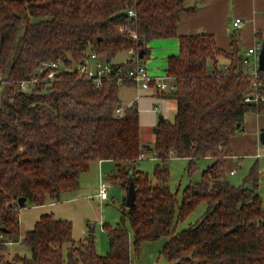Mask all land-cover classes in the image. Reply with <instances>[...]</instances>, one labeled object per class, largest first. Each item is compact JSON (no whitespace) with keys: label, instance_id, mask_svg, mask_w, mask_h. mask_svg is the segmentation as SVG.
Here are the masks:
<instances>
[{"label":"trees","instance_id":"trees-1","mask_svg":"<svg viewBox=\"0 0 264 264\" xmlns=\"http://www.w3.org/2000/svg\"><path fill=\"white\" fill-rule=\"evenodd\" d=\"M130 9L136 16L129 19ZM193 9L186 0H0V76L8 79L0 83V264H133L132 245L139 250L142 242L162 237H168L162 254L173 264H264L259 166L239 186L228 180L226 169L231 138L242 131L246 113H264V102H244L251 79L240 34L230 33V47L223 49L213 34L179 33L182 13ZM173 37L180 52L168 57L165 73L175 89L163 95L175 99L177 109L174 121L163 119L154 128L153 145L142 140L138 105H124L120 98L121 86L133 83L111 79L98 87L66 69L92 50L110 62L130 49L143 50L146 58L150 41ZM44 61L60 62L62 74L23 92L19 83L40 73ZM72 107L83 113L70 112ZM149 150L160 161L153 178L136 166ZM172 156L190 160L189 174L201 159L210 164L184 189L178 217L169 186ZM97 160L115 163L107 179L126 193L132 180L136 186L135 205L127 207L125 197L121 220L105 228L109 251H97L94 233L74 240L73 222L53 214L22 231L21 197L25 206L60 200L80 186L81 174ZM202 201L206 213L176 232V220ZM17 242L30 256L9 252Z\"/></svg>","mask_w":264,"mask_h":264},{"label":"rangeland","instance_id":"rangeland-1","mask_svg":"<svg viewBox=\"0 0 264 264\" xmlns=\"http://www.w3.org/2000/svg\"><path fill=\"white\" fill-rule=\"evenodd\" d=\"M31 21H35V19H32ZM26 22H27L26 20H23L20 25L17 38L15 39L13 45L9 64L12 61V57L17 47L18 40L20 36L24 33ZM239 30L240 28L238 26H234L233 23L228 24L227 31L229 35L232 32H237L238 34H240ZM165 41L166 39L163 38L154 39L150 41L148 46L152 51V56L150 57L151 61H149L150 59H148L149 56L142 60L144 64L145 62L147 63L145 65L147 66L148 69H151V67H149L148 65L149 63L150 64L151 62L159 63V59L157 58L161 57L160 55L164 54L161 51V49L159 50V47L163 46L164 45L163 42ZM173 42H176L177 45L176 53H175L177 55L180 52L179 42L177 39H174V41L172 40L171 44H173ZM154 48H156V50ZM241 48L243 53L246 54L243 38L241 39ZM127 56H128L127 51L120 52L114 58V61L118 62L125 60ZM167 60L168 59H166L165 62V68L164 70L160 71V74L161 73L165 74L168 64ZM150 73L153 74V72ZM70 109H71L70 112H77L80 114L83 113L82 110L76 109L74 107ZM175 114H176V110H173L166 117V119H168L169 121H174ZM141 133H142L143 141H145L150 145L154 144L153 143L154 134L150 126L143 125ZM259 151L264 153V144L260 145ZM159 162L160 161L154 157V153L151 150H149L145 152L142 159L137 162L136 166L139 170L144 171L149 175V177L153 178L154 169ZM189 162L190 160L186 157L172 156L169 160V167H170L169 186L172 192L175 193L177 197V201H178L176 206L177 217L180 212V206L183 202L184 189L187 187L190 181L200 180L202 171L210 165L208 159H201L197 162L196 171L193 174H189L188 171ZM237 164L238 163L234 164L235 173L233 175L228 173V180L232 184L239 186L244 182V179L249 173L250 168L247 170V166L238 167ZM254 164L255 162L253 163V165ZM101 169L102 170L100 172V167L97 162L96 163H94V161L91 162L89 170L82 173L80 176V186L73 191L64 193L61 197V200L63 201L65 200V198L69 199L67 201V205L69 206V208H67L68 209L67 215L71 217L70 220H72L74 223V228H73L74 237L77 240L80 239L83 240L84 234L86 236V234L90 233V228H94L93 233L95 238L96 249L99 253L103 254L109 251V246H110L108 233L105 228L110 225L113 226L121 220L122 205L124 204V200L125 197L127 196V193L119 184L114 183L107 179V175L112 174L115 171V163L113 161L106 160ZM102 181L106 183L107 185L106 189L109 195L108 199L105 201H100V199L97 198V194L100 190V185ZM263 192H264V188H263ZM51 201L52 200H49L47 202H51ZM207 209H208V204L205 201L200 202L186 218L176 220L175 223L176 232H180L183 229L188 228L192 224H195L206 213ZM29 212H30L29 207L22 211L21 213L22 222L24 221V217L28 215ZM25 223L26 222H24V225L22 226L23 230L27 229ZM88 223L91 224L88 225ZM127 226L128 227L130 226V223L128 221H127ZM167 241H168V237H162L161 239L153 240V241H144L140 244L139 250L135 249L132 245L131 258L133 264H173L172 262L168 261L166 257L162 254V250ZM13 246L15 247L13 248ZM11 248L16 250H12ZM13 251H19L21 254L30 256V251L28 247L21 242H17L10 246L9 252L13 253ZM10 257L11 254L7 253V258Z\"/></svg>","mask_w":264,"mask_h":264},{"label":"crops","instance_id":"crops-1","mask_svg":"<svg viewBox=\"0 0 264 264\" xmlns=\"http://www.w3.org/2000/svg\"><path fill=\"white\" fill-rule=\"evenodd\" d=\"M186 5L187 7L194 9L190 12L182 13L179 24L180 34H213L215 35L218 46L223 49H228L230 47V36L227 31L228 24L234 23L236 18H241L242 22L238 27L240 28L239 33L242 35L241 39H244V48L246 51L249 47L254 45L257 39V31L262 32V36L264 37V0H186ZM163 39H166V41L163 42V46L159 47V50L161 49L164 54L157 58L159 59V63L151 62V64H148L149 67H151V69H149L150 72H153V74L156 75H162V73L160 74V71L164 70L166 59L176 53L177 45L176 42L171 44L172 40L174 41V39H177L179 42L178 37ZM154 49L156 50V48ZM151 56L152 51L149 54V61H151ZM128 57L129 55L125 60L118 62H115L113 59L112 62L122 63L125 62ZM145 64L147 63L145 62ZM164 93L167 92L158 93L154 90L143 89L136 84H125L121 86L120 98L123 104L132 105L136 103L139 107L141 131L143 125H148L153 132L154 128L160 122V115L163 119H166L173 110L177 109V101L173 98L164 97ZM262 130H264V113H258L255 111H249L246 113L242 131L231 138L230 145L232 156L228 159L226 169L227 173L233 175L235 173L234 164L238 163V167L247 166L248 170L249 168L251 169L254 162L257 163L261 171L259 192L263 197L264 206V153L259 151V147L262 144L260 141V132ZM145 144L150 145L146 142ZM105 161L106 160L94 161V163H98L100 172ZM98 194L97 198L100 199ZM108 197L104 200L100 199V201H105ZM68 200V198H65L63 201L61 199L52 200L51 202H46L42 205L22 207L19 215L20 225L22 229L24 222H26L25 224L27 228L26 230L22 229V231L25 232L33 229L39 218L45 214H53L56 218L70 220L71 217L67 215V208H69L67 205ZM28 207L30 212L24 217V221L22 222L21 213ZM89 224L91 223H88V225ZM88 235L89 233L86 234V236L84 234V238ZM73 238L76 241L82 240H77L74 237V233ZM14 247L15 246H13V248Z\"/></svg>","mask_w":264,"mask_h":264},{"label":"built area","instance_id":"built-area-1","mask_svg":"<svg viewBox=\"0 0 264 264\" xmlns=\"http://www.w3.org/2000/svg\"><path fill=\"white\" fill-rule=\"evenodd\" d=\"M135 16L136 11L134 9L128 10L129 19ZM241 22V18H236L233 24L234 26H239ZM123 27L127 28L125 25ZM133 37L137 38V34H133ZM262 45L263 41L257 36L254 45L247 49L243 57L247 74L251 79V93L244 97V102L248 104L258 105L264 102V95L261 93V89L264 86V70L260 69V51ZM127 53L129 57L125 62H131L129 68L116 69L115 64L101 58L96 51L92 50L84 60L66 69L75 71L79 77L93 82L98 87L102 86L105 81L114 79L119 83H124L126 80H129L131 83L143 89L154 90L158 93L175 89V84L173 83L174 78L172 76L166 73L162 75L151 74L136 50L130 49ZM62 70L63 65L60 62H41L40 73L30 79L22 80L19 83L20 89L24 92L43 81H53L60 73L62 74ZM3 82H8V79L1 74L0 83ZM116 112L118 115H121L123 109L118 108ZM106 188V183L102 181L98 194L101 200L108 197Z\"/></svg>","mask_w":264,"mask_h":264},{"label":"water","instance_id":"water-1","mask_svg":"<svg viewBox=\"0 0 264 264\" xmlns=\"http://www.w3.org/2000/svg\"><path fill=\"white\" fill-rule=\"evenodd\" d=\"M144 54H145V52L143 50H141L139 57L144 58ZM260 69L264 70V42L262 45V49L260 51ZM162 120H163V117L160 115V121H162ZM260 141L262 142V144H264V130H262L260 132ZM135 200H136V186H135V182L132 180L130 182L129 186L127 187L126 206L127 207L134 206ZM25 201H26V199L24 197H21L19 199V205L21 207H24L26 204ZM93 231H94V228H91L90 232H93Z\"/></svg>","mask_w":264,"mask_h":264}]
</instances>
